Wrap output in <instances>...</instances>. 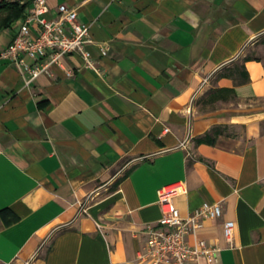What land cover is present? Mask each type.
Listing matches in <instances>:
<instances>
[{"label":"crops","instance_id":"crops-1","mask_svg":"<svg viewBox=\"0 0 264 264\" xmlns=\"http://www.w3.org/2000/svg\"><path fill=\"white\" fill-rule=\"evenodd\" d=\"M45 1L88 24L100 72L69 54L25 84L0 56V264H147L174 182L183 217L220 204L196 230L217 264H264V0ZM30 6L0 0V52Z\"/></svg>","mask_w":264,"mask_h":264},{"label":"built area","instance_id":"built-area-1","mask_svg":"<svg viewBox=\"0 0 264 264\" xmlns=\"http://www.w3.org/2000/svg\"><path fill=\"white\" fill-rule=\"evenodd\" d=\"M49 9L45 0H31L18 31L11 42L0 52L2 58L10 59L24 76L28 84L41 73H49L51 65L64 67L63 57L78 54L83 65L96 73L100 70L91 59L87 46L93 44L87 23L77 19L75 8L59 4L53 17H47ZM101 55L106 47L98 45ZM67 76L72 70L65 69ZM185 192L183 182L161 186L157 190V201L161 215L154 223L144 226L145 241L137 258L147 264H217L220 248L198 237L196 230L205 219L222 216L219 203L202 202L188 216H181L174 197ZM222 234L229 246L232 245L234 221L222 220ZM193 239L189 241L188 236Z\"/></svg>","mask_w":264,"mask_h":264},{"label":"trees","instance_id":"trees-1","mask_svg":"<svg viewBox=\"0 0 264 264\" xmlns=\"http://www.w3.org/2000/svg\"><path fill=\"white\" fill-rule=\"evenodd\" d=\"M27 1H30V0H27ZM6 4H14V3H10V2H6ZM262 42H264V39L262 40ZM248 59H251V56H249V55H246V56H244L243 58H242V61H245V60H248ZM243 67V66H242ZM223 71L224 70H222L221 72L223 73ZM219 91H225V92H230V91H232L231 90V88H217L216 90H215V92H214V96L215 97H223L224 95H221V94H219V93H217V92H219ZM213 96V97H214ZM206 136H208V134L206 133L203 137H198V138H195L194 139V141L197 143V142H200V141H204L205 140V137ZM211 143L213 142L212 140L210 141Z\"/></svg>","mask_w":264,"mask_h":264},{"label":"rangeland","instance_id":"rangeland-1","mask_svg":"<svg viewBox=\"0 0 264 264\" xmlns=\"http://www.w3.org/2000/svg\"><path fill=\"white\" fill-rule=\"evenodd\" d=\"M264 38V36L260 37L258 39V41L256 43H258V57L262 56L264 54V47L261 46L262 44V39ZM253 53L254 52H257V51H252Z\"/></svg>","mask_w":264,"mask_h":264}]
</instances>
